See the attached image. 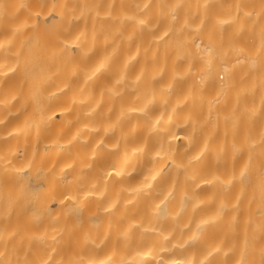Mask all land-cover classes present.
<instances>
[{
    "label": "bare ground",
    "instance_id": "6f19581e",
    "mask_svg": "<svg viewBox=\"0 0 264 264\" xmlns=\"http://www.w3.org/2000/svg\"><path fill=\"white\" fill-rule=\"evenodd\" d=\"M261 47L264 0H0V264H264Z\"/></svg>",
    "mask_w": 264,
    "mask_h": 264
},
{
    "label": "rangeland",
    "instance_id": "374dc122",
    "mask_svg": "<svg viewBox=\"0 0 264 264\" xmlns=\"http://www.w3.org/2000/svg\"><path fill=\"white\" fill-rule=\"evenodd\" d=\"M258 64H259V72L260 75L264 72V49L262 47L258 53ZM246 61V58H245ZM248 75L246 71H243L242 74V94L244 97L249 95V83H248ZM262 84L258 87L257 94L262 97ZM245 114V112H244ZM242 141L245 152L249 150H255L258 156H264V128L262 126V122L258 121V123H252L251 121L244 120L242 125Z\"/></svg>",
    "mask_w": 264,
    "mask_h": 264
}]
</instances>
